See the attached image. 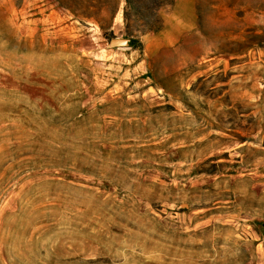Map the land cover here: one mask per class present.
I'll use <instances>...</instances> for the list:
<instances>
[{
    "label": "rangeland",
    "instance_id": "374dc122",
    "mask_svg": "<svg viewBox=\"0 0 264 264\" xmlns=\"http://www.w3.org/2000/svg\"><path fill=\"white\" fill-rule=\"evenodd\" d=\"M133 1L0 0V264H264V0Z\"/></svg>",
    "mask_w": 264,
    "mask_h": 264
},
{
    "label": "trees",
    "instance_id": "16d2710c",
    "mask_svg": "<svg viewBox=\"0 0 264 264\" xmlns=\"http://www.w3.org/2000/svg\"><path fill=\"white\" fill-rule=\"evenodd\" d=\"M127 1V4L129 6V9H127L125 11V20H126V33L127 35H129L130 37H132V40H131V44L134 45L135 43H138L140 44V46H142L141 42L139 41V39L137 38L136 39V33H139V34H145V33H149V32H155L156 30L162 28V25H163V22L161 21V24L159 26H151V25H145L144 27H134L132 24H131V13H132V10L137 12V13H140L141 12V9H138L137 5L135 4V2L133 0H126ZM175 3V0H159V9H154V12H155V16H158V12L159 10L163 9L164 7L166 6H171ZM131 8V9H130ZM112 28V24H109L108 26H104L103 29H105L106 32H108V30H110Z\"/></svg>",
    "mask_w": 264,
    "mask_h": 264
},
{
    "label": "water",
    "instance_id": "95a60500",
    "mask_svg": "<svg viewBox=\"0 0 264 264\" xmlns=\"http://www.w3.org/2000/svg\"><path fill=\"white\" fill-rule=\"evenodd\" d=\"M109 44L112 47H116L118 49H121L123 51H129L132 49L131 39L130 38H120L117 36H114L109 39Z\"/></svg>",
    "mask_w": 264,
    "mask_h": 264
},
{
    "label": "crops",
    "instance_id": "0c3cea01",
    "mask_svg": "<svg viewBox=\"0 0 264 264\" xmlns=\"http://www.w3.org/2000/svg\"><path fill=\"white\" fill-rule=\"evenodd\" d=\"M193 7V8H192ZM192 7H191V9H194V4H192Z\"/></svg>",
    "mask_w": 264,
    "mask_h": 264
}]
</instances>
